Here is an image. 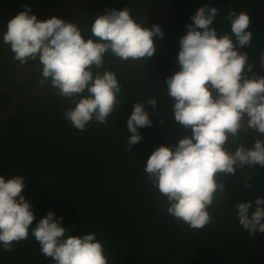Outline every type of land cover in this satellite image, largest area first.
<instances>
[{
    "label": "trees",
    "instance_id": "trees-1",
    "mask_svg": "<svg viewBox=\"0 0 264 264\" xmlns=\"http://www.w3.org/2000/svg\"><path fill=\"white\" fill-rule=\"evenodd\" d=\"M153 1L101 0L10 116L0 264H264V0H170L148 36Z\"/></svg>",
    "mask_w": 264,
    "mask_h": 264
},
{
    "label": "flooded vegetation",
    "instance_id": "flooded-vegetation-1",
    "mask_svg": "<svg viewBox=\"0 0 264 264\" xmlns=\"http://www.w3.org/2000/svg\"><path fill=\"white\" fill-rule=\"evenodd\" d=\"M5 1V0H2ZM0 2V97L6 92L10 103L0 113V138L6 137V121L22 110L45 111L49 86L40 79L48 65L71 46L76 22L92 19L101 0H7ZM98 9L103 22L122 0H106ZM107 13V14H106ZM136 20L148 36L171 22L170 0H155L142 9ZM69 21L66 22V18ZM74 22H72V21ZM73 25V26H70ZM17 89L31 95L21 98ZM7 94V95H8Z\"/></svg>",
    "mask_w": 264,
    "mask_h": 264
},
{
    "label": "rangeland",
    "instance_id": "rangeland-1",
    "mask_svg": "<svg viewBox=\"0 0 264 264\" xmlns=\"http://www.w3.org/2000/svg\"><path fill=\"white\" fill-rule=\"evenodd\" d=\"M107 14V13H106ZM70 26H73V25H70ZM79 33L80 32H77L76 33V35L73 37V39L71 40V43L72 44H74L75 42H76V39H77V36L79 35ZM81 34V33H80ZM71 44V45H72ZM25 92V91H24ZM24 92H23V90L22 89H17V91H16V94H18L21 98H25L26 96H25V94H24ZM1 94V93H0ZM9 95V94H8ZM7 95V96H8ZM9 97V96H8ZM0 100H1V102H3L4 101V98L2 97V98H0ZM0 105H1V103H0ZM17 113V112H16ZM14 113H12L11 115H13Z\"/></svg>",
    "mask_w": 264,
    "mask_h": 264
},
{
    "label": "clouds",
    "instance_id": "clouds-1",
    "mask_svg": "<svg viewBox=\"0 0 264 264\" xmlns=\"http://www.w3.org/2000/svg\"><path fill=\"white\" fill-rule=\"evenodd\" d=\"M86 29H88V27H86V28L84 29V28L78 26V28H77V32H79V31H81V30H86ZM77 32H76V33H77Z\"/></svg>",
    "mask_w": 264,
    "mask_h": 264
},
{
    "label": "water",
    "instance_id": "water-1",
    "mask_svg": "<svg viewBox=\"0 0 264 264\" xmlns=\"http://www.w3.org/2000/svg\"><path fill=\"white\" fill-rule=\"evenodd\" d=\"M1 1H2V0H0V2H1ZM11 114H12V113H11ZM9 118H10V117H9ZM9 118H8V119H9ZM6 122H8V120H7Z\"/></svg>",
    "mask_w": 264,
    "mask_h": 264
}]
</instances>
